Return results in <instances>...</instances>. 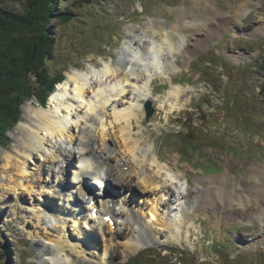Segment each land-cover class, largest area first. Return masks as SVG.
Instances as JSON below:
<instances>
[{"label": "rangeland", "instance_id": "374dc122", "mask_svg": "<svg viewBox=\"0 0 264 264\" xmlns=\"http://www.w3.org/2000/svg\"><path fill=\"white\" fill-rule=\"evenodd\" d=\"M30 1L34 2L35 0H0V3L9 11L25 13L31 7ZM76 1L48 0L43 11H45L44 16L49 14L51 16L48 17V21L43 26L41 24L35 25L34 34L29 36L34 43L35 40H38L41 44H43L42 41L47 42L48 39L56 38L55 59L48 63V66L51 67L52 73L63 72L64 80L60 84L61 86L65 85L67 76L72 71H99L102 68L101 60L119 61L123 54L122 52L121 57H119L122 46L129 41L128 31L130 27H140L154 19L158 23L178 24L169 30L173 39L179 32L183 31L184 35H186V31L192 32L186 35L185 43L182 39L180 41L182 48L188 52V60L176 54V65L179 73L172 77V84L177 85L180 82L178 87L186 92L181 94V99L178 102V100L168 97V84L160 79L153 80L152 85L150 83V88L148 86V90L151 94H154V91L158 94L152 96L147 93L148 90L143 93L152 102L154 114L147 121L144 106V110L141 109L142 111H140L141 114L139 115L138 112L136 115L138 118L135 117L136 119L132 120V123H139L136 126L134 124L130 136L132 140L134 138L140 143L141 151L138 152V156L144 152L150 156L153 155L157 160L164 161L165 167L166 165L167 167L170 166L177 173L176 175L184 174V177H190L192 199L190 204L186 200L185 202L191 208L197 205V213L186 220L185 216L190 215L182 209L183 200H178L181 199L179 194L183 190V186L179 187L180 184L177 182L174 185L177 190L175 198H173L176 203L175 212L178 219L182 214V218H184L180 219L182 223L177 236L181 238L183 235L184 241L182 239L179 241L178 237V241L169 239L167 233L161 231L158 235L157 244L155 246L151 244L144 248L142 244L143 241L147 242V238L141 240L142 242L136 240L134 236L129 234V225L120 223V227H122L120 231L124 235L119 240L121 244L116 243L117 245L113 246L110 264H124L144 250L148 251L143 252L142 255L152 258L149 259L150 262L147 261L148 264H249V262L250 264H264V254H262L264 253V239L249 236H264V225L258 219L251 220L242 217L241 214L244 212L241 210L244 208L239 209L238 206L233 205L235 202L231 201V196L238 197L245 188L251 191L247 194H253V198L257 200L260 194L257 193L255 196L254 191L259 190L256 186L264 183V174H258L259 182L258 179L250 178L251 172H256V170H251L253 167L261 165L260 169L264 168V32L262 31L264 29V0H205L206 2L197 0H91L89 4H76ZM243 2H246V6H243ZM38 10L39 14L43 15L39 8ZM59 10L69 11V14L75 17H69L72 21L67 24H59L61 20L54 18V15L60 12ZM244 10H248V12ZM46 11H49L48 15H46ZM239 15L241 16L237 17ZM220 16L222 18H219ZM199 20L202 22L200 23ZM187 21L188 24H197V27L188 26L187 28L184 25V22ZM55 26H57L56 31ZM15 31H9L10 35L8 34V36L12 38L3 40L0 42V46L2 44L11 45V41L16 40L15 33L17 32ZM23 31L27 30L23 29ZM137 40L144 45L143 48L145 49L146 42L144 41L146 40L144 37H139ZM9 51L10 49L0 50V74L5 72V76H8L6 79L1 77L0 115L4 111L2 105L4 103L7 105L3 92L15 87L19 82L16 78L17 70L13 71L14 74L9 72L12 68L9 63L16 58L14 57L16 53ZM228 58L231 60L230 67L227 65ZM196 60L197 62L194 63ZM210 63H212L211 66ZM237 66L241 68H236ZM222 67H224V72ZM162 85L166 87L163 88ZM172 102L176 105L183 103L184 106L180 111H175L173 108L175 105ZM37 104L40 105L36 98L24 102L21 106L22 118L20 123L16 127L14 126L12 130L6 131L4 135L6 143L0 142V171L3 153L19 144L23 133L20 129L27 127L25 125L27 124L25 123L26 120H31L27 114V107L36 108L38 107ZM111 129L108 130V134L110 135L109 138H112V146H114L112 150L119 151L120 140L113 136ZM74 130L78 144L85 143L82 148L92 144L91 141L87 143L91 135L88 134L90 137L84 135V127ZM96 137L95 134V139ZM97 148L102 150L100 146ZM75 154L76 156L72 158L71 162L73 165L71 164L65 173L66 178L60 176V179H66L68 183L74 179L72 178L74 177L73 166L78 167L79 161L82 159V157L79 158L81 154H78V150H75ZM118 154L121 165H126L123 168L127 171L131 168L129 166L131 157L122 153ZM54 166H51L52 170H54ZM62 166L66 167L67 164L63 162ZM191 166L196 168L198 172ZM59 167H55L57 169L55 172L59 171ZM106 168L104 167V171L110 170L109 172H111L114 169L112 167L109 169V166L108 170ZM146 168L149 174H154L157 169L150 166ZM150 169L154 170L151 172ZM184 171L187 172V176ZM210 173L219 174L199 176ZM226 173L229 175L228 179L231 184L238 186V188L232 185L230 187L224 186L226 188L225 194L234 191L235 188L236 191L231 195L228 194V198H225L226 205H217V208L222 207L224 209L214 210L212 207L215 205L212 203L205 204L203 199L211 194L215 196L213 200H216L213 186H220V181H222L223 176L227 175ZM107 175L109 174L107 173ZM120 175L126 178L123 172H120ZM214 176L218 177L215 178ZM111 177L115 178L114 174ZM160 177L163 176L159 175V181L161 180ZM44 178L55 180L54 172L53 175L50 176L49 174V177L45 175ZM205 178L209 179V183L205 182L207 180L203 181ZM133 184L137 186L134 189L137 190L136 197L138 200H145L146 198L140 194L146 192L145 195L148 197L147 192L149 191L138 185L136 179H133ZM116 185L123 188L122 185ZM206 186L211 187L210 194L207 193ZM194 189H197L196 192L200 194L203 192L198 200L196 199L198 194L193 197ZM54 193L55 191H53ZM251 194L250 199H252ZM38 195L41 197L39 192L34 197L26 196V199L21 200L23 202L18 200L15 193H10L7 200L0 199V264H38L36 260L39 257L41 259L42 248L44 252L51 250V248H46L49 246L41 245V242L37 241L40 244L39 252V245L37 247L33 239L38 220L31 213V205L39 204L36 199ZM50 199H54L53 196L48 200ZM54 200L58 201L54 202L56 205L60 204L59 200ZM164 203H166L165 208L171 209L170 202ZM246 203L250 202L244 199L241 206L244 207ZM252 204L255 206L253 201ZM252 204H248V208L253 207ZM140 208L143 213H147L145 205L140 204ZM198 208L201 209L197 210ZM207 208H209V212H206L205 209ZM134 211L137 212L138 210ZM219 212L222 213L221 219L216 215L210 216ZM247 212L249 211L247 210L245 213ZM229 214L231 217L228 216ZM43 215H46V212ZM219 216L221 217V214ZM208 217L212 219H207ZM45 218L43 216L41 222L42 225L44 224L43 227L46 224ZM149 218V216L146 217V220ZM184 220L186 221L184 222ZM176 221L179 223L177 219ZM230 222L232 223L229 224ZM221 224L224 225L219 231ZM244 227L246 228L244 229ZM70 230L71 233L72 229ZM77 231L83 233L80 229ZM144 231H146L144 226L139 227V233ZM78 232L74 231L72 236L70 234V240L74 244L84 240L83 234L79 236ZM26 234L27 236H25ZM124 240L134 241L138 245L136 247L138 250L134 254L130 253L123 246ZM99 242H101V238L98 237L97 239L96 237V243ZM257 245L260 246L255 248ZM257 250L260 252L258 251L257 259H255ZM169 252L172 253V256L166 257L169 256ZM68 254L75 262L78 261L72 251H68ZM236 255L239 257L235 261L228 259V257ZM141 259L138 257L137 260L141 261ZM134 261L135 259H132L130 263Z\"/></svg>", "mask_w": 264, "mask_h": 264}, {"label": "bare ground", "instance_id": "6f19581e", "mask_svg": "<svg viewBox=\"0 0 264 264\" xmlns=\"http://www.w3.org/2000/svg\"><path fill=\"white\" fill-rule=\"evenodd\" d=\"M197 1L206 2L207 0ZM243 6H246V2H243ZM245 12H248V10ZM219 18H222V16ZM199 21L200 23L202 22V20ZM175 25L178 24H170L169 22L158 23L152 19L143 26L130 27L128 31L129 41L123 44L119 57H121L122 52L123 54L119 61L109 60L107 62L106 60L103 61V59L101 60L102 68L99 71H72L68 74L65 85L58 86L57 92L50 98L45 108L38 104L36 108L31 106L27 107V114L31 120L28 119L26 120L27 122L24 120L27 123L25 124L27 127L20 129L23 133L19 144L13 149L5 151L3 153L4 155H2L3 158L1 157L0 199L7 200L10 193H15L21 202V200L26 199V196L34 197L37 192L41 194L42 201L35 208L36 212H33L36 215V220H38L35 228L36 234L33 237L35 240L41 242V245L43 244L44 246H49L46 248H51V250L44 252L41 247V264H110L113 246L120 245L119 240L124 235L120 231L122 227H120L119 222L121 221L123 223L129 221V234L134 236L136 240H144L147 238L144 247L157 244L159 241L158 235L161 231H165L169 239L178 241L177 227L180 223L176 219L166 217V214L161 215L158 205H160V202L164 206L166 204L164 202L166 201L171 204V198L176 194L177 187L174 185L177 182L180 183L179 187L183 186L182 194L184 198L186 197L185 200L187 203L190 204L192 187H190L189 181L184 177V174L176 175L170 166L167 167L166 165L165 167L159 163L155 156H150L145 152L138 156V152L140 153L141 151L140 143L134 140V138L132 140L130 136L135 124L132 123V120L138 118L136 115H138V112L139 115L141 114V109L144 110V103L141 104L140 101L146 100V98L145 95L144 97L142 96V93L148 90V86L150 88V83L153 80L160 79L168 84V97L178 100V102L181 99V94L186 92L182 91L178 85L172 84V77L179 73L176 65V54L188 60V52H185L186 49L182 48L180 42L181 39L183 42L186 40L184 32L182 31L176 34L175 39L172 38V34L169 32ZM184 25L187 28L188 26L197 27V24H188V21L184 22ZM262 31L264 32V29ZM139 37H144V40H146L144 41L146 42L145 49L143 48L144 45L140 44L137 40ZM147 93L151 94L150 90ZM38 103L40 104L39 101ZM173 105H175L173 107L175 111H180L184 106L183 103L180 104V107L176 103ZM81 127L85 128L84 135H91L87 143L91 141L92 144L84 148H82V145L85 143L83 144L81 142L78 144L74 133V129H81ZM110 128H112L113 136L118 137L120 140V145L118 146L119 151L112 150L114 146H112V138L110 139V135L108 134ZM96 132L99 134L97 135ZM95 134L97 136L96 139ZM98 145L102 150L97 148L99 147ZM75 150H78V154H81L79 158L82 157V159H80L79 168L73 172L76 180L70 184V193L72 195L68 197L65 195L63 207L61 205L56 207L52 204V201L48 200L52 198L48 195L52 194L53 196V191L60 193V188L66 186V179H60V176H64L68 167L72 164V158L76 156ZM118 153L131 157L129 161L131 168L127 169V171L123 169L126 165H121L118 159ZM91 157L96 158L101 166H106L107 168L109 166V169L110 167L114 168L111 172H109L110 170L107 171L109 175L106 176V181L110 182L111 186H116L117 188L119 186L116 184L123 186V188H118L122 193L120 199L116 200L112 196V201L121 209L117 211L116 209L109 210V213L114 215L116 221L115 228L104 222L103 218L98 219V223L92 221L89 214L82 218L75 208L76 206L82 207L80 201H77L76 198H79L81 195L83 197L86 196L82 192L81 185L82 181L86 182L88 178H83L84 175L81 170L84 167L88 171H93L97 168L90 161ZM63 162L67 164L66 167L62 166ZM53 165H55L54 170L51 169ZM56 166H61L58 172H55L57 170L55 169ZM147 166L156 167L155 173L149 174L146 168ZM260 167L262 166L253 167L251 170H256V172H251V175L249 174L251 179H258V182V174H264V168L260 169ZM153 170L150 169L151 172ZM53 172L55 180L44 178L45 175L48 177L49 174L53 175ZM120 172H123L126 178L122 177ZM112 174H114L115 178L111 177ZM159 175L163 176L160 177L161 180L163 178L162 182H160L161 180L159 181ZM214 177L216 178L218 176ZM228 177V174L222 177L220 186H213V190L216 193V200H213L215 196L210 194L211 187L206 186L207 193L210 195L204 197L203 200H205V204L212 203L215 205V207H212L214 210L219 209L217 205H226L224 202L225 198H228V194L231 195L238 188V186L231 184ZM133 179H136L138 185L150 192H147L149 198L144 200L146 202L144 204L147 205V210H149L151 217L150 222L145 223L143 221L141 211L136 214L130 208L132 200L134 199V196L131 197L130 193L136 190L134 187H137L133 184ZM203 181L209 183L208 178H205ZM43 184L46 185L42 186ZM72 184H74L73 187ZM231 185L236 188L234 191H227L228 193L225 194L226 188L224 186L230 187ZM257 187L259 190L254 191L255 196L257 193L260 194L257 200L253 198L254 195L251 193L252 199H250V194H247V192L251 191L245 188L238 197L231 196V201L237 203L239 207H242V201L244 199L246 201L248 200L250 203H246L243 208H246L248 204L251 205L252 201L256 202L255 208L252 211L241 215L259 219L262 217L260 221L264 225V183ZM45 190L48 191V195ZM74 193H79V196L74 195ZM145 193H141L140 195L144 196ZM197 193L198 197H196L197 194L195 192L193 197H196L198 200L201 198L203 192L202 194ZM38 197L40 196H37V200H39ZM150 201L153 202L151 203ZM141 202L143 203V201H139L140 204ZM69 203L74 204V206ZM49 205L54 210L56 209L53 217L58 219L51 228L46 227V224L43 227L44 224H41L43 213L49 210L47 209ZM170 207L171 209L166 208L169 212L174 209L172 206ZM196 207L189 209V211L196 214ZM206 210L209 211V208ZM143 226L146 231L139 233V227ZM70 229H72L71 233ZM79 229L83 233L78 232L77 230ZM74 231L76 233L78 232L79 236L83 234L85 239L82 242L74 244L70 240V234L72 236ZM144 233H146V236H144ZM98 234L101 235L102 243L96 244L91 236L96 238ZM261 238L264 239V236ZM166 241L168 240L166 239ZM123 246L132 254L138 250L136 248L138 245L134 241L124 240ZM68 251H72L76 255L77 262L68 254Z\"/></svg>", "mask_w": 264, "mask_h": 264}, {"label": "trees", "instance_id": "16d2710c", "mask_svg": "<svg viewBox=\"0 0 264 264\" xmlns=\"http://www.w3.org/2000/svg\"><path fill=\"white\" fill-rule=\"evenodd\" d=\"M47 1H30L31 7L25 13L9 11L0 3V42L7 38V40L12 38L8 36L9 31L16 30L15 32H17L15 33L16 40H12L9 46L1 43L0 50L10 49L9 52L16 53L14 55L16 58L9 63V66H12L9 72L14 74L13 71L17 70L16 78L19 81L15 87L3 92L7 105L3 102L4 111L0 115V142L3 141L4 144L6 143L4 136L6 131L12 130L19 122L21 117L20 108L23 103L29 98L36 97L42 104H45L49 93H52L55 86L64 80L63 72L56 71L52 73L51 67L48 66V63L53 62L55 59L56 38L48 39L47 42L39 39L43 43L41 44L38 40H35L34 43L29 37L34 34L35 25L41 24L43 26L48 21V17L51 16L50 14L48 15L49 11H46L48 16H44L45 11L43 10ZM90 2L91 0H77L76 4H89ZM38 8L43 15L39 14ZM59 11V13L57 12L54 15V18L61 20L59 24H67L72 21L69 17H75L69 14V11ZM23 29L27 31H23ZM1 77L6 79L8 76H5V72L0 74V86L2 85ZM130 264H140V262L135 260Z\"/></svg>", "mask_w": 264, "mask_h": 264}, {"label": "water", "instance_id": "95a60500", "mask_svg": "<svg viewBox=\"0 0 264 264\" xmlns=\"http://www.w3.org/2000/svg\"><path fill=\"white\" fill-rule=\"evenodd\" d=\"M153 114V111L150 109V107L148 108V118Z\"/></svg>", "mask_w": 264, "mask_h": 264}]
</instances>
